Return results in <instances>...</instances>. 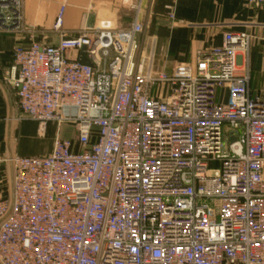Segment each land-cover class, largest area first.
I'll return each instance as SVG.
<instances>
[{"label": "built area", "instance_id": "1", "mask_svg": "<svg viewBox=\"0 0 264 264\" xmlns=\"http://www.w3.org/2000/svg\"><path fill=\"white\" fill-rule=\"evenodd\" d=\"M24 1L0 0V34L29 31ZM64 10L57 44L13 49L16 120L56 135L48 154L13 155L0 264H264V100L249 89L251 35L226 31L222 47L172 75L144 73L138 12L128 28L104 20L68 36ZM8 178L0 152V219Z\"/></svg>", "mask_w": 264, "mask_h": 264}, {"label": "crops", "instance_id": "2", "mask_svg": "<svg viewBox=\"0 0 264 264\" xmlns=\"http://www.w3.org/2000/svg\"><path fill=\"white\" fill-rule=\"evenodd\" d=\"M135 4V0L24 1L25 27L29 31L23 35L0 34V80L9 91L13 105V152L16 149L17 152L25 149L29 151L27 154L18 155H45L44 153L51 152L53 146L51 143L38 145L33 142V139H36L33 135H38L36 122L16 120L18 110L15 105V91L6 82L14 65L15 46L33 41L57 44L61 34L53 27L62 5H65L62 30L67 32L68 36H73L77 31L96 27L104 20L111 21L117 29L130 27L138 12L134 9ZM138 13L139 19L145 24V30L139 37L141 47L138 54L144 58L150 56L155 67L169 71L180 63L195 60L200 51L222 47L226 31L250 34L252 41L249 51V89L253 97L264 100L263 9L250 5L247 0H141ZM171 13L175 14V19H171ZM8 120V96L0 82V152L5 154L8 151ZM51 129H54L55 137V125L50 126L49 132ZM16 135L19 136V144L16 143ZM61 136L73 137L72 130L63 127ZM30 140L32 144L27 145L28 149L21 145L23 141ZM1 190L4 191V187Z\"/></svg>", "mask_w": 264, "mask_h": 264}, {"label": "rangeland", "instance_id": "3", "mask_svg": "<svg viewBox=\"0 0 264 264\" xmlns=\"http://www.w3.org/2000/svg\"><path fill=\"white\" fill-rule=\"evenodd\" d=\"M138 44H139V46H138V49H137L135 58H136V61L139 62L140 65H142V69H143V72L144 73H146L147 70L152 69V71L154 72V74L164 73L165 75L170 76V75H172L174 73L176 67H178V66H185V65H188V64L193 63L195 61V60H193L191 62L180 63V64L176 65L175 67H173V69L171 71L167 70L166 68H157L153 64H151V65L149 64L150 56H148V58H144V57H142V56H140L138 54L139 53V50H140V47H141V41L140 40H139V43ZM155 88H154V90H155ZM221 93H222L223 97L226 96L225 95V90H221ZM53 135H54V129L53 130L51 129V132H49V134H47L46 136H38L37 134H35V135H33V137H35L37 140L36 139H33V142L36 143V144H38V145H40V143L43 144L44 142L53 144V140H54ZM18 137L19 136L16 135V140H17L16 143L17 144H19V138ZM24 143H27V144L24 145ZM28 144H32L31 143V140H30V142L23 141L21 145H23L24 148L28 149V146H27ZM41 151H42V149H41ZM28 152L29 151H26L25 149L22 152L21 151H18L17 152V149H16V151H14L13 153L14 154H17V155H18V153H24V155H25ZM44 154H48V153H44ZM3 187H4V192L7 195V197L8 198H11V187H10V180H9V178H8V180H5L4 181Z\"/></svg>", "mask_w": 264, "mask_h": 264}, {"label": "water", "instance_id": "4", "mask_svg": "<svg viewBox=\"0 0 264 264\" xmlns=\"http://www.w3.org/2000/svg\"><path fill=\"white\" fill-rule=\"evenodd\" d=\"M80 61L82 63H89V61H87V59L83 56ZM2 86L4 87L7 96H8V101H9V120H8V132H7V143H8V151L6 153L7 155V159H8V167H9V180H10V187H11V206L10 209L8 211V213L0 219V224L10 215L12 209H13V205H14V195H15V189H14V170H13V162H12V158H13V151L11 148V140H12V120H13V105H12V101L10 98V94L9 91L7 90L4 82L2 80H0Z\"/></svg>", "mask_w": 264, "mask_h": 264}]
</instances>
